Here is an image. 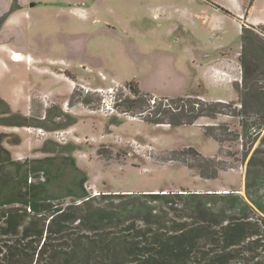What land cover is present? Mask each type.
<instances>
[{"label":"rangeland","instance_id":"rangeland-1","mask_svg":"<svg viewBox=\"0 0 264 264\" xmlns=\"http://www.w3.org/2000/svg\"><path fill=\"white\" fill-rule=\"evenodd\" d=\"M30 3L37 7L30 9ZM12 5L17 9L9 12ZM243 25L264 41V0H0V98L12 111L44 122L49 127L44 137L66 147L63 152L48 145L57 154L56 176L46 184L51 195L64 196L70 188L79 193L78 168L88 177L84 188L93 198L229 190L245 197L246 163L257 148L264 152V127L253 125L256 133L250 129L248 138L238 136L241 105L234 86L241 81ZM131 83L144 96L136 107L99 111L101 97L92 90H105L104 98L112 89L116 100H132ZM258 84L264 87L263 76ZM58 97L61 107L50 105ZM180 98L224 105L216 108L221 114L215 119L201 117L190 124L146 119L158 100ZM71 120L67 127L49 130ZM9 130L0 127V132ZM34 132L37 128H27L5 140L21 136L42 150ZM190 148L200 156L182 152ZM70 155L74 166L65 160ZM4 172L10 175L15 168L8 165ZM119 202L130 200L96 206ZM188 214H170L167 221L191 222Z\"/></svg>","mask_w":264,"mask_h":264},{"label":"trees","instance_id":"trees-1","mask_svg":"<svg viewBox=\"0 0 264 264\" xmlns=\"http://www.w3.org/2000/svg\"><path fill=\"white\" fill-rule=\"evenodd\" d=\"M15 9L12 5L9 12ZM5 19L6 15L1 21ZM258 35L252 27H241L242 74L234 89L241 105L238 136L242 139L248 138L250 129L255 130L253 125L264 127V87L258 84L259 77H264V41ZM130 89L134 99L120 100L116 105L124 112L144 97L136 84L131 83ZM191 100H158L146 119L190 124L201 117L215 119L221 114L216 108L224 105ZM252 110L257 115L254 121L249 116ZM161 116L166 122H161ZM71 122H59L49 130ZM43 123L12 111L0 98V126L48 129ZM6 137L0 133V264H264V158L260 156L264 152L260 148L246 163L245 197L229 190L103 193L93 198L84 188L88 177L78 168L79 193L70 188L64 196L51 195L46 184L56 176L52 165L57 154L13 161L3 146ZM10 143L17 145L20 139ZM57 146L63 152L66 149ZM182 152L200 156L191 148ZM65 160L74 166L71 155ZM8 165L15 168L10 175L4 172ZM31 178L34 182H29ZM67 198L71 203H64ZM112 199L130 202L109 208L96 206ZM184 212L189 213L191 222L167 221L170 214L180 217Z\"/></svg>","mask_w":264,"mask_h":264},{"label":"crops","instance_id":"crops-1","mask_svg":"<svg viewBox=\"0 0 264 264\" xmlns=\"http://www.w3.org/2000/svg\"><path fill=\"white\" fill-rule=\"evenodd\" d=\"M22 1V0H21ZM28 7H29V5H28ZM24 11L25 10H27V9H25V7H23L22 8ZM31 9V8H30ZM7 22L9 21V17L7 18V20H6ZM6 22V23H7ZM246 27H252V26H250V25H247ZM13 54H17V53H13ZM10 54L8 53L7 54V56L8 57H10L9 56ZM12 55V54H11ZM7 57V58H8ZM12 57V56H11ZM11 57L9 58L10 59V61H11ZM14 61V60H13ZM12 62V61H11ZM14 62H17V61H14ZM13 62V63H14ZM19 62V61H18ZM225 86H227V84H225ZM39 99V98H38ZM43 103H45L46 105H47V101H45V100H43V99H40ZM57 102L56 103H54L55 101H52V102H50V105H55V106H59V107H61L58 103L62 100V98L61 97H58L57 99ZM29 102H30V98H29ZM51 103H53V104H51ZM64 104H65V102H64ZM57 106V107H58ZM66 108H67V106H66ZM12 109V108H11ZM59 109V108H58ZM62 109H60V111H61ZM15 111V110H14ZM30 111H31V108H30ZM25 116V115H24ZM26 117H32L31 115H28V116H26ZM1 128H5V129H7V128H9L10 130L9 131H12V132H3V131H1L0 133H3V134H6V135H8V136H12L13 134L12 133H16L15 135H16V137H18V134H17V132L19 133V131H21V130H23L24 132H27V128H17V127H2V126H0ZM42 130H44V129H42ZM69 130V129H68ZM34 135H35V137H37V138H39L40 140H41V143H43V145H42V148L45 146L46 147V149L47 150H45V151H42L40 148H37L38 147V145H31V146H29V144L27 145V144H25L24 142V140L21 138V136H19V139H20V143L19 144H17V145H15V144H12V143H9L8 142V138L5 140V142L3 143V146H4V148L10 153V156H11V159L13 160V161H18V162H23V161H25V160H38V159H44V158H47V157H51V156H54V154L53 153H55L54 151H51V149H49V147H48V145L50 144V143H52V145H54L55 147H57V145H56V142H54V140H50V138H49V136L50 135H48V136H39L38 134H35V132H34ZM14 137V136H13ZM41 143H40V145H41ZM39 144V143H38ZM18 146H19V148H18ZM12 147H17V149H16V152H15V150H13V148ZM20 147L22 148V147H24L23 148V150H19L20 149ZM15 152V153H14ZM33 152H37L38 154L37 155H34V154H32ZM28 153V154H27ZM41 154H44V155H42L41 156ZM67 157V156H66Z\"/></svg>","mask_w":264,"mask_h":264},{"label":"built area","instance_id":"built-area-1","mask_svg":"<svg viewBox=\"0 0 264 264\" xmlns=\"http://www.w3.org/2000/svg\"><path fill=\"white\" fill-rule=\"evenodd\" d=\"M84 89H85L84 91L86 94L93 92V93H96L97 96L101 97L100 110H99L100 112L105 113V114H113L117 111L118 107L116 105L119 103L120 100H116V98L112 96L113 94L112 89L108 90V95L107 97H104V98L103 96L105 95L103 94H105L104 93L105 90L103 89H98V90L96 89V90H92L91 92H89L87 88H84ZM253 131L256 133L255 130ZM37 134L40 136H44L45 133L42 129H37ZM29 182H32V178L29 179Z\"/></svg>","mask_w":264,"mask_h":264},{"label":"water","instance_id":"water-1","mask_svg":"<svg viewBox=\"0 0 264 264\" xmlns=\"http://www.w3.org/2000/svg\"><path fill=\"white\" fill-rule=\"evenodd\" d=\"M35 6V3H30L29 8H33ZM131 90V89H130Z\"/></svg>","mask_w":264,"mask_h":264},{"label":"flooded vegetation","instance_id":"flooded-vegetation-1","mask_svg":"<svg viewBox=\"0 0 264 264\" xmlns=\"http://www.w3.org/2000/svg\"><path fill=\"white\" fill-rule=\"evenodd\" d=\"M35 7H37V6H34L33 8H35Z\"/></svg>","mask_w":264,"mask_h":264}]
</instances>
